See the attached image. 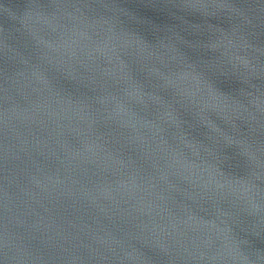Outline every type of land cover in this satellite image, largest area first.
Here are the masks:
<instances>
[{"label":"water","instance_id":"obj_1","mask_svg":"<svg viewBox=\"0 0 264 264\" xmlns=\"http://www.w3.org/2000/svg\"><path fill=\"white\" fill-rule=\"evenodd\" d=\"M0 264H264V0H0Z\"/></svg>","mask_w":264,"mask_h":264}]
</instances>
